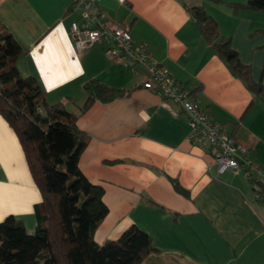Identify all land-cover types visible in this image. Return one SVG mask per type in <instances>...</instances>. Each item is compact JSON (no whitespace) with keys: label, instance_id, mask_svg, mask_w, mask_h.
<instances>
[{"label":"crops","instance_id":"1","mask_svg":"<svg viewBox=\"0 0 264 264\" xmlns=\"http://www.w3.org/2000/svg\"><path fill=\"white\" fill-rule=\"evenodd\" d=\"M245 1L100 0L98 8L125 25L132 41L245 148L247 161L264 169V97L231 75L184 9L199 7L216 23L219 38L229 41L264 90V13L229 7ZM70 4L0 0V27L21 51L19 75L34 77L48 104L61 102L75 112L91 79L117 91L109 101H93L75 121L87 136L77 168L101 186L107 208L93 241L116 240L133 225L155 250L141 264H264V194L253 198L259 186L240 173L216 174L212 150L186 139L175 103L142 89L140 68L132 73L110 61L105 43L75 54L69 26L81 18ZM40 201L17 137L0 117V222L12 216L35 230Z\"/></svg>","mask_w":264,"mask_h":264},{"label":"trees","instance_id":"2","mask_svg":"<svg viewBox=\"0 0 264 264\" xmlns=\"http://www.w3.org/2000/svg\"><path fill=\"white\" fill-rule=\"evenodd\" d=\"M229 7L264 13V0H246ZM184 9L231 75L249 93L264 97L262 86L251 81L248 66L239 62L229 41L219 38L216 23L199 7ZM20 54L17 44L0 27V117L17 137L41 201L34 207L32 234L12 216L0 222V264H141L155 250L150 238L136 226H129L116 240L101 245L93 241L107 208L101 186L90 184L77 168L87 144V136L75 125L78 114L95 100H111L117 91L88 80L82 85L84 104L68 112L61 102H46L34 77L19 75L15 61ZM170 182L183 192L175 181Z\"/></svg>","mask_w":264,"mask_h":264},{"label":"built area","instance_id":"3","mask_svg":"<svg viewBox=\"0 0 264 264\" xmlns=\"http://www.w3.org/2000/svg\"><path fill=\"white\" fill-rule=\"evenodd\" d=\"M100 0H71L70 11L80 10L81 22L69 26L72 48L79 54L95 44L105 43L107 58L120 65H126L132 73L141 70V87L156 90L163 100L175 103L186 122V139L205 152L212 150L216 174L240 173L259 187L253 193L258 200L264 194V169L247 161L245 148L227 135L221 124L199 106L189 90L173 80L142 45L134 43L125 25L110 22L98 8Z\"/></svg>","mask_w":264,"mask_h":264},{"label":"rangeland","instance_id":"4","mask_svg":"<svg viewBox=\"0 0 264 264\" xmlns=\"http://www.w3.org/2000/svg\"><path fill=\"white\" fill-rule=\"evenodd\" d=\"M27 234H32L34 230H29L28 228L25 229ZM54 236H56V233H54Z\"/></svg>","mask_w":264,"mask_h":264}]
</instances>
